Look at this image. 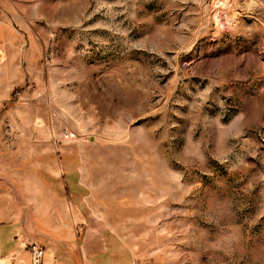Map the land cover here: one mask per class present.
Masks as SVG:
<instances>
[{
  "label": "rangeland",
  "instance_id": "374dc122",
  "mask_svg": "<svg viewBox=\"0 0 264 264\" xmlns=\"http://www.w3.org/2000/svg\"><path fill=\"white\" fill-rule=\"evenodd\" d=\"M0 223L264 264V0H0Z\"/></svg>",
  "mask_w": 264,
  "mask_h": 264
},
{
  "label": "crops",
  "instance_id": "0c3cea01",
  "mask_svg": "<svg viewBox=\"0 0 264 264\" xmlns=\"http://www.w3.org/2000/svg\"><path fill=\"white\" fill-rule=\"evenodd\" d=\"M64 186L66 190L68 187L66 184ZM72 187L82 190V183L77 181ZM34 244L44 250V257L46 251H49L52 260L47 264H134L136 260L132 249L119 237L104 236L93 228L85 232L80 250L74 251L68 247L71 244L68 238L59 239L47 235L35 238L12 223H0V264H31L29 247ZM63 254L68 257L64 258ZM73 254L80 255L78 262L71 260Z\"/></svg>",
  "mask_w": 264,
  "mask_h": 264
},
{
  "label": "built area",
  "instance_id": "2783aa9c",
  "mask_svg": "<svg viewBox=\"0 0 264 264\" xmlns=\"http://www.w3.org/2000/svg\"><path fill=\"white\" fill-rule=\"evenodd\" d=\"M71 138H74L72 135ZM29 252L31 255V264H42L44 259V250L37 246L36 244L29 247Z\"/></svg>",
  "mask_w": 264,
  "mask_h": 264
}]
</instances>
